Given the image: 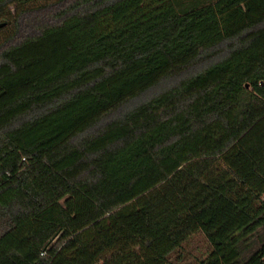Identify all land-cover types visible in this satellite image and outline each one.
Returning <instances> with one entry per match:
<instances>
[{"label": "trees", "instance_id": "16d2710c", "mask_svg": "<svg viewBox=\"0 0 264 264\" xmlns=\"http://www.w3.org/2000/svg\"><path fill=\"white\" fill-rule=\"evenodd\" d=\"M2 24L0 264H181L198 235L196 264H264V0H0Z\"/></svg>", "mask_w": 264, "mask_h": 264}, {"label": "rangeland", "instance_id": "374dc122", "mask_svg": "<svg viewBox=\"0 0 264 264\" xmlns=\"http://www.w3.org/2000/svg\"><path fill=\"white\" fill-rule=\"evenodd\" d=\"M24 30V29H23ZM26 31V30H24ZM218 57L214 56L209 60H205L203 63H200L198 65L193 66L190 68L186 74H191L194 72H197L201 68H204L207 64H210V62L217 60ZM176 80L173 79L170 82H166L165 84H161L157 88L151 90L144 96H142L139 99H136L132 102H130L126 108H131L140 101L146 100L147 98L153 96L154 94L158 93L160 90H163L167 86L173 84ZM262 242H264V228H261L257 231V233L250 238V241L247 245V252L248 254H252L253 252H256L259 250V248L262 246ZM211 251V247L208 244V241L203 235H198L195 238H193L187 245H185V248L183 252H181V264H196L197 259H205L209 252Z\"/></svg>", "mask_w": 264, "mask_h": 264}, {"label": "water", "instance_id": "95a60500", "mask_svg": "<svg viewBox=\"0 0 264 264\" xmlns=\"http://www.w3.org/2000/svg\"><path fill=\"white\" fill-rule=\"evenodd\" d=\"M4 25L2 24V25H0V28H2Z\"/></svg>", "mask_w": 264, "mask_h": 264}]
</instances>
